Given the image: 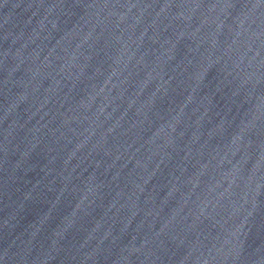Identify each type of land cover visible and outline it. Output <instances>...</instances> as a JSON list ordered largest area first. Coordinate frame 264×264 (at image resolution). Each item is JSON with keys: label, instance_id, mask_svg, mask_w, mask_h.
I'll return each mask as SVG.
<instances>
[{"label": "water", "instance_id": "obj_1", "mask_svg": "<svg viewBox=\"0 0 264 264\" xmlns=\"http://www.w3.org/2000/svg\"><path fill=\"white\" fill-rule=\"evenodd\" d=\"M0 264H264V0H0Z\"/></svg>", "mask_w": 264, "mask_h": 264}]
</instances>
